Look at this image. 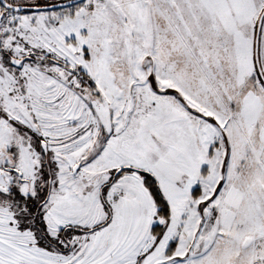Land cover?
I'll use <instances>...</instances> for the list:
<instances>
[{"label": "snow or ice", "instance_id": "obj_1", "mask_svg": "<svg viewBox=\"0 0 264 264\" xmlns=\"http://www.w3.org/2000/svg\"><path fill=\"white\" fill-rule=\"evenodd\" d=\"M0 264H264V0H0Z\"/></svg>", "mask_w": 264, "mask_h": 264}]
</instances>
